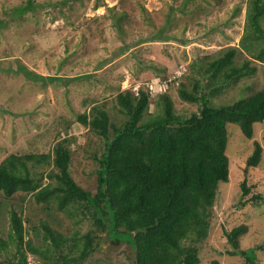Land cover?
Wrapping results in <instances>:
<instances>
[{
    "label": "rangeland",
    "instance_id": "rangeland-1",
    "mask_svg": "<svg viewBox=\"0 0 264 264\" xmlns=\"http://www.w3.org/2000/svg\"><path fill=\"white\" fill-rule=\"evenodd\" d=\"M28 2L0 0V162L11 153H51L56 142L65 139L71 151V175L92 191L104 139L78 122V115L90 116L91 107L101 105L120 125L124 115L114 97L127 88L151 92L146 116L162 111L159 91L171 97L180 117L197 112L199 102L183 100L178 88L181 84L192 90L202 80L198 66L221 55L228 45H239L247 6V0H33L29 12L18 13ZM161 27L167 38L154 36ZM236 58L243 61L242 56ZM20 65L44 77H76L66 84L48 82L19 72ZM255 65L254 73L228 83L210 96V103L229 104L263 90L264 63ZM85 74L88 77L80 76ZM253 134L248 139L236 124H229V179L219 182L207 237L195 244L202 264L211 259L247 264L243 256L227 253L232 247L225 232L239 225L246 227L237 238L239 248L264 264V122L256 124ZM254 140L263 147L262 158L245 171ZM50 162L35 168L37 177L43 173L41 183H55L47 177L56 171ZM244 176L257 184L261 201L239 204ZM11 208L23 220L24 244L29 239L34 245L41 243L43 223L67 236L79 237L94 229L78 203L59 210L54 201L38 203L32 194L18 191L7 198L0 192V237L7 240ZM15 251L12 241L0 261L16 259ZM132 254L129 244L107 240L78 264H132ZM26 257L28 264H57L56 259L47 262L31 253Z\"/></svg>",
    "mask_w": 264,
    "mask_h": 264
},
{
    "label": "trees",
    "instance_id": "trees-1",
    "mask_svg": "<svg viewBox=\"0 0 264 264\" xmlns=\"http://www.w3.org/2000/svg\"><path fill=\"white\" fill-rule=\"evenodd\" d=\"M28 1L18 13L30 11L34 3ZM163 28L154 36L167 38L168 35L161 34ZM237 55L243 57L241 63L237 62ZM259 62L264 63V0H247L244 33L239 45H228L221 55L198 66L202 80L194 83L192 90L181 84L178 88L183 100L199 102L197 112L180 117L171 97L159 91L162 111L146 116L151 92L144 88L135 91L127 88L114 97L118 111L124 115L120 125L110 120L101 105H93L90 116L80 113L78 122L104 139V150L96 158L94 191L79 185L71 175V151L65 139L56 142L51 153L7 155L0 162V192L4 197L10 198L18 191L32 194L38 203L54 201L59 210L78 203L94 229L79 237L67 236L43 223L41 243L34 245L29 239L24 244L23 220L11 208L10 238L0 237V256L13 241L16 247L13 255L17 257L0 261V264H28L27 253L47 262L56 259L57 264H78L107 240L129 244L133 249L132 264H202L195 244L207 237L219 182L229 179L226 154L229 124H236L242 134L251 139L256 124L264 122V89L229 104H211L209 98L228 83L254 73L255 64ZM99 68L97 65L95 69ZM18 70L28 77L48 82L66 84L76 77H44L31 73L23 65ZM262 152V145L254 140L245 171L258 166ZM50 160L56 171L47 173V177L55 183H41L43 173H38L37 177L35 168L42 163L50 166ZM239 186L241 206L261 201L262 193L248 176L243 177ZM245 229V225H239L225 232L232 247L227 253L243 256L247 264H257L254 256L239 248L237 238ZM33 231L37 236L36 226ZM95 231L101 232V236ZM120 235L125 239L117 237ZM204 264L220 263L211 259Z\"/></svg>",
    "mask_w": 264,
    "mask_h": 264
},
{
    "label": "clouds",
    "instance_id": "clouds-1",
    "mask_svg": "<svg viewBox=\"0 0 264 264\" xmlns=\"http://www.w3.org/2000/svg\"><path fill=\"white\" fill-rule=\"evenodd\" d=\"M156 83L158 84V83H159V81H156Z\"/></svg>",
    "mask_w": 264,
    "mask_h": 264
}]
</instances>
